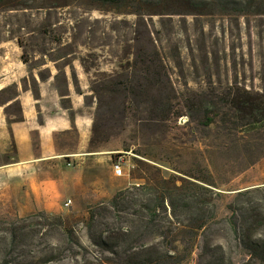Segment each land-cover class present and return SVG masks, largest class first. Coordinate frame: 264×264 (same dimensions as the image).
<instances>
[{
	"label": "rangeland",
	"instance_id": "1",
	"mask_svg": "<svg viewBox=\"0 0 264 264\" xmlns=\"http://www.w3.org/2000/svg\"><path fill=\"white\" fill-rule=\"evenodd\" d=\"M194 1L0 3V112L19 118L20 88L36 92V75L54 68L60 88L66 69L94 108L91 188L61 214L88 255L103 251L89 235L123 231L127 241L116 247L142 250L170 247L159 236L168 231L181 254L192 246L179 264H263L242 250L239 238L256 215L264 216V0ZM207 115L215 118L210 126ZM61 139L72 147L76 133ZM118 161L122 176L114 171ZM176 181L191 206L174 219L167 202L155 224L154 194ZM121 190L131 203L107 211ZM91 207L98 211L92 224ZM15 216L0 208V218ZM51 225L25 240V253L41 257V250L63 244ZM254 235L264 238V226Z\"/></svg>",
	"mask_w": 264,
	"mask_h": 264
},
{
	"label": "crops",
	"instance_id": "2",
	"mask_svg": "<svg viewBox=\"0 0 264 264\" xmlns=\"http://www.w3.org/2000/svg\"><path fill=\"white\" fill-rule=\"evenodd\" d=\"M57 74L54 68L46 77L36 75V92L20 88L14 99L19 118L0 112V208L21 217L39 211L64 214L68 199L91 188L87 156L94 154L88 150L94 108L76 92L70 72L64 69V89ZM71 131L76 133L72 147L61 139ZM65 155L75 163L67 165Z\"/></svg>",
	"mask_w": 264,
	"mask_h": 264
},
{
	"label": "trees",
	"instance_id": "3",
	"mask_svg": "<svg viewBox=\"0 0 264 264\" xmlns=\"http://www.w3.org/2000/svg\"><path fill=\"white\" fill-rule=\"evenodd\" d=\"M5 0H0V3ZM183 3L189 6H197L199 2L194 0H181ZM234 3L238 4L241 1L234 0ZM252 107V106H251ZM208 107V111H210ZM254 112H257L256 108H252ZM215 121L214 117L207 115L206 125L210 126ZM150 187L151 184L146 185ZM201 188V187H200ZM149 189V188H148ZM184 186L177 185V181L173 182L171 188L163 187V189L156 190L154 194V200H156L155 206L149 205V212L152 221L157 224L159 211H167V202L171 207L172 218L175 219L177 211L185 210L191 206L193 200L190 199L188 194L183 193ZM203 189V188H201ZM126 191L121 190L109 201V212H112V208L117 207L120 201L128 200L124 194ZM135 201V200H134ZM137 201V199H136ZM204 201L203 203H206ZM97 207H91L89 210L88 220L92 224L97 216ZM36 218H44V222L33 221ZM52 221V222H49ZM71 219L66 218L61 214H49L44 211H39L35 214L25 217H1L0 218V264H179L192 254L191 249L187 253L181 254L179 248L175 245L179 242L175 238L174 234L162 231L159 236L164 241L169 240L170 247L159 248L151 246L150 248H142L138 250L135 247H127L118 249L116 246L127 241V234L125 232H111L109 234L99 233L96 235H89L90 242L103 248L99 254H89L88 248L84 245L75 231L73 226H70ZM52 223V225H51ZM176 226L181 224V221L176 219ZM51 225L55 230L59 227V233L61 235L62 245L53 243L50 245V251L41 250L43 255L33 254L32 251L26 252L23 249L25 240L28 237L39 236L41 232V226ZM254 227L248 233H242L239 238V244L243 248L251 259L255 262L264 264V238L261 236H252L256 228L264 226V216L256 215L253 221ZM158 230H161V226ZM202 226V225H201ZM199 226V227H201ZM163 241V242H164ZM195 240H193L194 242ZM162 245V244H161ZM104 250H107L106 253ZM68 252V253H67ZM68 254V255H66ZM69 256L71 261H64V257ZM66 258V257H65Z\"/></svg>",
	"mask_w": 264,
	"mask_h": 264
},
{
	"label": "built area",
	"instance_id": "4",
	"mask_svg": "<svg viewBox=\"0 0 264 264\" xmlns=\"http://www.w3.org/2000/svg\"><path fill=\"white\" fill-rule=\"evenodd\" d=\"M70 156L69 155H65V158H69ZM67 165H72V161L71 160H67ZM114 171H115V174L117 176H122L124 175V168H123V165L120 161L116 162L114 164ZM72 204V200L71 199H68L65 203V205L68 207Z\"/></svg>",
	"mask_w": 264,
	"mask_h": 264
}]
</instances>
